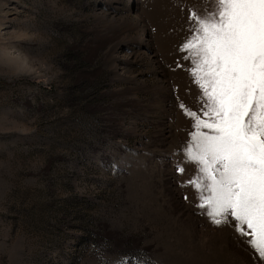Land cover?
<instances>
[{"label":"rangeland","instance_id":"obj_1","mask_svg":"<svg viewBox=\"0 0 264 264\" xmlns=\"http://www.w3.org/2000/svg\"><path fill=\"white\" fill-rule=\"evenodd\" d=\"M205 4L0 0V264H261L178 183L204 98L177 49Z\"/></svg>","mask_w":264,"mask_h":264},{"label":"snow or ice","instance_id":"obj_2","mask_svg":"<svg viewBox=\"0 0 264 264\" xmlns=\"http://www.w3.org/2000/svg\"><path fill=\"white\" fill-rule=\"evenodd\" d=\"M214 5L190 11L177 49L204 98V118L186 113L196 131L183 163L198 165L199 174L178 183L189 184L211 222L232 226L264 264V0ZM176 169L186 171L181 162Z\"/></svg>","mask_w":264,"mask_h":264}]
</instances>
